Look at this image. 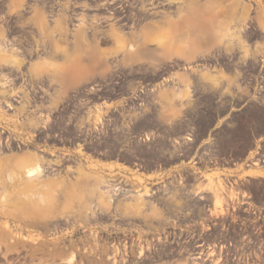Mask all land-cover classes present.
Returning a JSON list of instances; mask_svg holds the SVG:
<instances>
[{"label":"rangeland","instance_id":"obj_1","mask_svg":"<svg viewBox=\"0 0 264 264\" xmlns=\"http://www.w3.org/2000/svg\"><path fill=\"white\" fill-rule=\"evenodd\" d=\"M201 1L205 0H0V26L6 30V39L19 49L16 57L22 60L20 71H3L5 77L0 79V90H7L5 97L0 95V135L3 140L7 136L10 138L8 146L4 141L0 143L1 162L7 164L24 153H32H22L21 150L15 153L12 143L15 138L21 147L30 144L34 134L44 125L45 116L35 107L43 92L49 93L51 106L57 107L62 94L68 96L87 87L94 74L109 72L111 61L115 62V68L131 74L175 62L178 67L175 76L183 86L182 96L186 94L187 87L191 97L200 102L207 97L211 102L222 100L223 95L232 91L234 84L248 95L247 88L242 87L251 82L253 75L264 74L260 61L264 57V0H212L215 9L188 10L191 3ZM253 2L256 3L254 7ZM33 9L40 10L50 26L56 20L62 21L69 32L51 35V38L59 40L57 44L47 41L34 27ZM201 14L204 31L193 19ZM82 20L86 22L85 26H81ZM153 23L157 25L153 26ZM185 23L193 24V28ZM253 23L259 28L256 34H253ZM218 24L225 27L223 42L203 49L202 43L192 41L193 34H205L206 26L216 27ZM80 26L82 33L74 35V30H79ZM146 26H151L148 31L154 34L153 38L161 39V45L173 43L174 51L157 55L129 51L130 45L136 47L143 42L148 34L143 30ZM112 28L116 35L112 34ZM131 33H135L136 41H115L129 38ZM75 39L79 41L75 42ZM142 44L140 47H155L157 40ZM177 49L181 51L178 56L175 53ZM184 55L190 58H182ZM74 63L81 66H77L79 78L70 79L69 76L60 79V74L73 71ZM37 64L44 65L46 71L38 76L28 73V69L35 70ZM6 78L11 82L2 86ZM63 82L66 86L62 91L59 85ZM185 97L187 95L182 98ZM6 103L11 107H6ZM198 114L201 116L200 112ZM213 124L210 122V128ZM220 125L222 123L218 122L216 126ZM139 132V128L134 131L137 137L133 149L137 154L144 149L138 140ZM208 141V154L195 155L194 160L198 159L200 163L194 164L192 186L167 182L148 184V181L159 182V179L150 177L147 180L137 172L125 169L118 161L107 164L78 152L72 153L77 157L75 163L62 160L68 165L62 170L53 164L59 163L58 159L50 161V167L44 163L42 166L47 169L38 180H34L33 185L27 186L21 181L10 183L1 173L0 201L5 196L12 202L16 195L38 199L35 194L40 189L35 184L44 179L73 185L85 175L116 184L111 188L101 186V195H92L98 200L92 203L97 204L93 214L79 213L81 203L73 201V211H61L63 213L59 215L56 207L63 210V204H55L47 215L49 234L38 236L35 233L31 236L34 243L49 245L51 259L61 258L59 246L65 245V264H74L76 259L83 264H146L170 259L177 264H206L187 257V251L154 249L172 241L167 234L169 231L180 233L181 238L176 235L174 239L179 242L187 235L193 243L202 240L237 243L242 246L238 252L243 253L244 259V253L262 250L253 249V242H260V237H264V105L253 104V112L249 108L244 109L234 127L223 131L220 126L210 132ZM64 153L69 152L65 150ZM63 156L68 158V155ZM184 176L185 169H178L177 179ZM171 178L175 177L169 174L168 179ZM145 189L149 194L141 195ZM155 196H172L173 201L177 200L183 208H179L176 215L163 217L159 213L160 203L153 198ZM60 199L63 200V196ZM216 199L220 200L219 204H215ZM186 207H192L193 212V225L188 227L179 224L185 219L182 217ZM12 220L10 213H0V234L3 235L0 237V249L7 251L13 237ZM258 229L263 232H256ZM127 230L137 240L124 247L114 245L110 249L107 246V234ZM244 244H250V247ZM218 253L216 251L215 258L219 257ZM72 255L73 260L69 262Z\"/></svg>","mask_w":264,"mask_h":264},{"label":"flooded vegetation","instance_id":"obj_2","mask_svg":"<svg viewBox=\"0 0 264 264\" xmlns=\"http://www.w3.org/2000/svg\"><path fill=\"white\" fill-rule=\"evenodd\" d=\"M258 32L259 28L253 23V34ZM114 64L113 61L109 62L111 69L105 75L94 74L87 87L68 96L62 94L57 107L51 106L49 93L43 92L39 96L41 101L35 107L45 116L44 125L34 134L30 144L21 147L14 138L13 151H29L48 161L58 159L59 163H53L58 170L68 167L62 160L75 163L77 157L72 153L81 152L107 164L118 161L125 169L137 172L147 180L150 177L159 179V182L148 181V184L167 182L192 186L194 164L200 163L194 158L197 154H208L210 132L220 126L223 131H227L235 126L244 109L249 108L253 112V104L264 105V74L253 75L251 82L242 87L247 88L248 95L243 94L238 88L239 85L234 84L232 91L223 95L222 100L211 102L207 97L200 102L192 98L191 93L182 99L177 97L183 86L175 76L178 72L175 62L158 66L155 70L148 67L135 74L125 73L115 68ZM262 67L264 63L261 64ZM136 75L138 77L135 78ZM190 80L192 81V77ZM65 86L63 82L59 89L63 91ZM141 89L149 91V94L153 91L154 96L152 93L147 106L136 117L134 113L129 114L128 109L126 113L123 104L130 98V94ZM208 94L209 92L207 96ZM251 120L253 121V114ZM210 122L214 123L211 128ZM218 122L222 125L217 127ZM138 128V140L144 147L139 154L133 149L136 142L134 139L137 137L134 131ZM65 150L69 153H64ZM63 155H68V158ZM51 169L57 170L52 167ZM178 169H185L184 178L177 179ZM169 174L175 178L168 179ZM144 198L146 200L147 197ZM153 198L160 203L159 213L163 214V217L176 215L178 209L183 208L177 200L173 201L172 196ZM186 208L182 217L185 219L179 224L188 227L193 225V212L192 207ZM12 221L15 228L13 226L10 250L0 249V264H65V245L59 246L61 258L51 259L52 253L48 244L34 243L31 239L35 234L32 229L23 228V224L15 219ZM132 231L137 233L136 230ZM37 234H49L48 228H42ZM167 234H170L172 241L157 245L154 249L187 251V257L199 259L201 263L206 264H264V249L259 253L250 250L244 253L242 259L243 253L238 252L242 246L237 243H210L205 240L193 243L190 242L192 238L187 235L179 242L174 241L176 235L178 239L181 238L179 232L169 231ZM105 239L107 246L112 249L114 245L128 246L137 240V237L127 230L113 231L107 234ZM216 251L219 252V257L215 258ZM74 264L83 262L76 259ZM146 264L177 262L170 259Z\"/></svg>","mask_w":264,"mask_h":264},{"label":"bare ground","instance_id":"obj_3","mask_svg":"<svg viewBox=\"0 0 264 264\" xmlns=\"http://www.w3.org/2000/svg\"><path fill=\"white\" fill-rule=\"evenodd\" d=\"M211 1L212 0H209V3H211ZM33 12H34V17H33L34 19H32V21H33L34 27L39 34L43 35L44 38H47V41H53L57 44L59 42V40L51 38V35L56 33L57 36H60L62 34H67L69 32L67 27L63 26L62 21L60 22L59 20H56L55 24L53 26H50L49 23L44 19V17H42V12L40 10L33 9ZM202 15L203 14L198 15L197 16L198 18L196 17L193 19H196V22H198V25L201 26L202 28H204V26H205L204 22H200L201 20H203ZM187 21H189V19ZM84 23H86V22L84 20H82L81 26H85L86 24H84ZM185 24H189V23H185ZM149 25H151V24H149ZM152 25L156 26L157 24L153 23ZM81 26L79 27L80 28L79 30L78 29L74 30V33H75L74 35L82 33L83 28ZM150 29H151V26H146L145 28L143 27L144 32L147 30L148 34H146V36H144V40L142 42L143 44L142 43H140V44L145 45L146 41L151 42V41L157 40V45L155 47H148V46H141L140 47V44H139V46H136V47H135V45H130L128 47L129 51H133L134 53H138V52L151 53L150 51H153L154 49H156V50H158V52H162V53L168 52V54L170 52L174 51L173 50V43L166 44L165 46H163V44L161 45L159 42V40H161V39H159V37L153 38L152 35H154V34H151L149 32ZM111 30H112V34L116 33L115 30H113V28ZM74 41L78 42L79 40L75 39ZM115 41L116 42L136 41L135 40V33L129 34V38H123V39L119 38V39H116ZM36 42H38V41H36ZM18 52H19V49L17 47H15L14 44H12V42H10L8 39H6V30L2 26H0V79H1V77H5V75L2 73L3 71H8L9 73H12L13 71H15V72L20 71V69H21L20 67L22 66V60L18 59L16 57V54ZM180 52L181 51L179 49H177L175 51L177 56H178V54H180ZM152 54H154V53H152ZM182 54H184V53H182ZM167 56H171V55H167ZM182 58L189 59L190 57L188 55H184V56H182ZM76 62H77V60H76ZM77 66L78 65H76L74 63L73 66L71 67L73 71H70L69 74L65 73V75L60 74L59 78L65 79V78H68L70 76V79H78L80 76V71H78V68H81V66H80V64H79L78 68H77ZM45 71H46V68L44 67V65H41V64H37L35 66V70H32V68L28 69V73H30V74L33 73L36 76L40 75L41 73H43ZM10 82L11 81L8 80V78H6L5 82L2 83L1 85L3 86V85L10 83ZM186 89H187L186 94H184L183 96H185V95L189 96L188 88L186 87ZM181 90L182 89L179 90L180 93H178V95H177V97L179 99H181L183 97L181 94ZM6 93H7V90H4V89L0 90V95L2 97H5ZM5 106L11 107V105L9 103H6ZM30 126H32V124H30ZM3 141L8 146L10 138L7 136L3 140V137L0 135V143H2ZM44 163L48 167H50V165H51L50 161L45 160L43 157L37 156L33 153H24L23 155L17 157V159L13 160V162H9L7 164L2 163L1 157H0V174L3 173L4 174L3 176L10 183L14 184V183H19L21 181L22 183L29 186V185H33L34 180H38L39 177L45 172V169H47V168H43L42 165ZM246 171H248V170H246ZM62 183L63 182H60L59 180H50V179L39 180L37 182V184H35V185L39 186V189H40V191L35 194V196L38 195V199L29 198L27 202H24L23 204H21L23 206V208L15 207L16 206L15 203L10 202L8 199L5 198V196H2L1 201H0V204H1L0 205V207H1L0 213L14 214L15 211H19V212L22 211L24 213L26 212V213H30V214L39 213L41 216L45 217L50 213V211L53 208H55V206H54L55 204H57V205L63 204V210L62 209L60 210L58 207H56V213L59 215H62L63 212L69 213V212L73 211L72 202L78 201L81 203L78 207L79 213L89 212V214L90 213L93 214V212L97 208V204H92V203H93V201L95 203H97L98 200L95 198L93 199L92 195H95V194L98 196L101 195V189H100L101 186H104L107 188H111L113 186H116V184H109L108 181L103 180L101 178H99V179H97L95 177L89 178L85 175H84V177L77 179V182H74L73 185H71L72 183L71 184L68 183L67 185L62 184ZM148 189H145V191H143V193L141 195H148L149 194ZM126 192L128 193V191H126ZM129 192H131V191H129ZM55 195H57V197H59V198H56ZM58 195H60V196H58ZM61 196H63V198H64L63 200L60 199ZM218 200L217 199L215 200V204H219L218 202L220 200L219 201ZM61 211H63V212H61ZM51 218H52V216H50V219ZM12 226H13V224H12ZM14 228H15V226H14ZM38 236H40V234ZM0 237L3 238V235L0 234ZM73 257L74 256L72 255L69 262H71L73 260Z\"/></svg>","mask_w":264,"mask_h":264},{"label":"crops","instance_id":"obj_4","mask_svg":"<svg viewBox=\"0 0 264 264\" xmlns=\"http://www.w3.org/2000/svg\"><path fill=\"white\" fill-rule=\"evenodd\" d=\"M214 3H209V0L201 1V2H195L191 3L188 10H210L215 9L216 7L213 6ZM256 6V3L253 2V7ZM193 28V24H189ZM188 25V26H189ZM206 33L199 35H192V41L193 42H200L202 43L203 49H210L216 46V44H219L224 41L225 37V27L224 25L218 24L216 27L212 26H206ZM204 31V28H203ZM195 36V37H194ZM151 53L146 52L147 54L151 55H157L158 50L154 49L153 51H150ZM154 53V54H152ZM162 53V52H161ZM167 53V52H165ZM30 197H27L25 195H16L15 200L12 202L16 204L15 207L23 208L21 203L27 202ZM20 204V205H19ZM11 219H15L18 222H21L23 224V228L26 229H32V233H39L42 228H48V232H50V226H49V217L47 216H41L39 213H24L22 211H15L14 214H11ZM1 228V227H0Z\"/></svg>","mask_w":264,"mask_h":264},{"label":"built area","instance_id":"obj_5","mask_svg":"<svg viewBox=\"0 0 264 264\" xmlns=\"http://www.w3.org/2000/svg\"><path fill=\"white\" fill-rule=\"evenodd\" d=\"M261 63H264V57L260 59ZM153 96L154 92L152 91ZM151 94H149V91L145 89H141L140 91H136L133 94H130V98L123 104V108L125 109V112L129 114L134 113L136 117L140 115L142 110L147 106L148 101L150 100ZM128 109V112L126 111ZM260 232V234L263 232V230H256V232ZM246 246V244H244ZM246 247H250V244H248ZM253 249H264V237H260V242H253Z\"/></svg>","mask_w":264,"mask_h":264}]
</instances>
